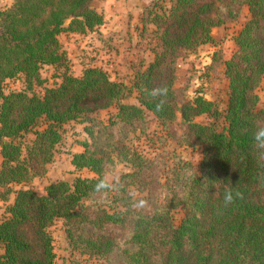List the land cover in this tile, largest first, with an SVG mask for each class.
Returning <instances> with one entry per match:
<instances>
[{
	"label": "trees",
	"instance_id": "1",
	"mask_svg": "<svg viewBox=\"0 0 264 264\" xmlns=\"http://www.w3.org/2000/svg\"><path fill=\"white\" fill-rule=\"evenodd\" d=\"M93 2L14 0L0 10V201L14 196L0 219V264H56L50 229L60 219L72 247L109 264H264V149L253 140L264 127L258 93L264 80V0H175L169 10L143 14V36L151 25L156 28L150 33L157 39L155 59L136 73L132 86L92 67L82 76L65 73L42 95L32 93L45 83V65L66 67L61 33L87 34L105 23ZM246 6L250 19L235 39L236 51L228 60L221 56L229 80L224 115L204 96L182 101L176 88L181 57L213 43L214 29L238 20ZM17 78L25 88L4 93V84ZM159 86L169 89L163 111L147 95ZM135 94L139 103H126ZM111 108L118 112L102 127L93 115ZM147 113L173 134L174 125L182 128L181 143L202 149L200 164L176 157L164 170L120 145V131L124 139L143 131ZM204 115L214 121L198 123ZM43 122L46 127L37 130ZM73 122L87 124L92 142L83 143L72 163L95 176L52 182L40 195L27 185L46 176L64 127ZM31 133L36 138L25 146ZM117 163L133 169L122 175L117 190L95 196V184ZM226 186L237 187L243 199L225 209ZM132 187L147 197L133 195ZM133 198L147 200L149 207L133 209Z\"/></svg>",
	"mask_w": 264,
	"mask_h": 264
},
{
	"label": "rangeland",
	"instance_id": "2",
	"mask_svg": "<svg viewBox=\"0 0 264 264\" xmlns=\"http://www.w3.org/2000/svg\"><path fill=\"white\" fill-rule=\"evenodd\" d=\"M175 0H94L93 7L104 15L105 23L95 31L87 34L63 32L60 40L64 50L68 54L66 67L58 65H45L41 70V76L45 83L35 86L32 93L42 95L46 88L58 86L63 81L65 73L82 76L86 69L99 67L107 71L110 77L129 86L133 85L136 73L145 70L154 61V49L157 39L151 37V31H155L154 25L143 36L141 19L143 14L150 12L162 13L174 5ZM5 6L10 0H0ZM250 19L249 8L246 6L238 20L218 27L213 32L214 42L202 46L196 53H186L178 62L177 91L182 101H194L198 96H204L207 100L216 104L217 109L224 115L229 103V80L225 75V66L222 58L230 59L236 51L235 39L245 24ZM69 22L66 24L68 27ZM215 63L213 64L214 55ZM22 78L8 80L2 91H20L25 88ZM1 93V91H0ZM260 96L259 107L264 109V80L258 90ZM1 103V100H0ZM126 103L138 104L137 95H133ZM118 112L116 108L101 111L93 115L96 120L102 122V127L109 125L110 118ZM201 124H209L214 119L204 115L196 120ZM219 129L225 125L224 117L217 120ZM87 124L73 122L64 127L62 141L55 150L54 160L48 166L46 176L34 179L27 186L38 194L44 195L46 187L52 182L66 180L74 182L78 178H93L95 175L88 169H77L73 163V157L84 151L83 143L92 142L85 130ZM89 124V127H93ZM46 123L37 128L41 130ZM145 129L131 132L126 139L120 131L121 144H127L131 149L142 154L149 162H155L160 169L168 170L173 167L174 159L179 157L198 166L202 160V149L199 147L182 144L183 129L177 125L171 130H165L163 125L153 113H147ZM98 129L96 128L95 131ZM170 132V135L169 133ZM36 136L29 134L23 141L24 145H30ZM1 149V147H0ZM27 154V149H24ZM3 158L0 152V168ZM133 166L127 163H117L110 170L116 177L131 172ZM162 177V182L165 178ZM19 189L21 186H14ZM135 196L147 197L146 193H140L136 188H131ZM9 203L0 201V219L5 216ZM181 214H176L177 223L181 220ZM54 238L56 264H109L107 259L90 257L81 250L72 247L66 235L64 220H57L50 229Z\"/></svg>",
	"mask_w": 264,
	"mask_h": 264
},
{
	"label": "clouds",
	"instance_id": "3",
	"mask_svg": "<svg viewBox=\"0 0 264 264\" xmlns=\"http://www.w3.org/2000/svg\"><path fill=\"white\" fill-rule=\"evenodd\" d=\"M169 89L167 86H159L150 89L147 95L155 102V108L157 111H163L167 103ZM253 140L255 146L264 149V127H258L254 132ZM228 182H220L227 185ZM232 184V183H231ZM119 187V178L111 171H105L102 178L98 180L93 188V194L97 197H107L109 193L117 190ZM243 199V193L238 190L237 187H225L223 194V207L226 209L233 205L237 200ZM131 207L135 210H143L149 207V202L144 199H135Z\"/></svg>",
	"mask_w": 264,
	"mask_h": 264
},
{
	"label": "crops",
	"instance_id": "4",
	"mask_svg": "<svg viewBox=\"0 0 264 264\" xmlns=\"http://www.w3.org/2000/svg\"><path fill=\"white\" fill-rule=\"evenodd\" d=\"M13 2H14V0H10V4L5 5V6H3V5L0 4V10L3 9V8H5V7L11 6V5L13 4ZM216 29H218V28H216ZM216 29H214V31H215ZM214 31H213V32H214Z\"/></svg>",
	"mask_w": 264,
	"mask_h": 264
}]
</instances>
